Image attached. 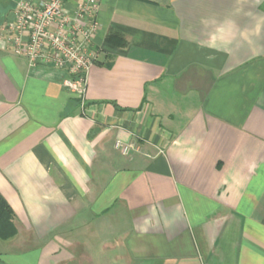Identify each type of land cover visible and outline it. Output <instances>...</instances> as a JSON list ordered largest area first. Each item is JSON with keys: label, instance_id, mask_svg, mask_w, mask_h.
Returning a JSON list of instances; mask_svg holds the SVG:
<instances>
[{"label": "crops", "instance_id": "obj_1", "mask_svg": "<svg viewBox=\"0 0 264 264\" xmlns=\"http://www.w3.org/2000/svg\"><path fill=\"white\" fill-rule=\"evenodd\" d=\"M18 2L0 0V264H264V0H102L83 106L14 53Z\"/></svg>", "mask_w": 264, "mask_h": 264}, {"label": "built area", "instance_id": "obj_2", "mask_svg": "<svg viewBox=\"0 0 264 264\" xmlns=\"http://www.w3.org/2000/svg\"><path fill=\"white\" fill-rule=\"evenodd\" d=\"M102 0H19L7 24L13 51L32 66L68 74L64 86L84 105L88 77L98 59L93 47ZM124 156L139 148L117 142Z\"/></svg>", "mask_w": 264, "mask_h": 264}, {"label": "trees", "instance_id": "obj_3", "mask_svg": "<svg viewBox=\"0 0 264 264\" xmlns=\"http://www.w3.org/2000/svg\"><path fill=\"white\" fill-rule=\"evenodd\" d=\"M115 38L120 39L121 37L112 34L108 36L107 42L114 43ZM14 219L15 215L12 208L0 197V240L7 241L17 236L18 231Z\"/></svg>", "mask_w": 264, "mask_h": 264}]
</instances>
